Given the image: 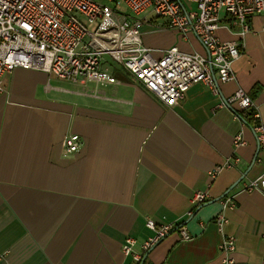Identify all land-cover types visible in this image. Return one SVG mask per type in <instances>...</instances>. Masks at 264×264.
Masks as SVG:
<instances>
[{
  "label": "crops",
  "instance_id": "1",
  "mask_svg": "<svg viewBox=\"0 0 264 264\" xmlns=\"http://www.w3.org/2000/svg\"><path fill=\"white\" fill-rule=\"evenodd\" d=\"M143 27L144 46L205 56L196 37ZM234 81L217 96L197 84L177 107L162 105L113 65L116 85L72 84L15 69L0 94V264H130L126 238L172 230L143 264H221L223 237H234L235 261L264 264V193L245 186L264 174L257 135L220 102L238 89L252 98L264 126V15L247 19ZM162 22L160 23V25ZM222 41L236 40L221 14ZM152 47V48H151ZM241 135L242 145L235 147ZM78 136L67 153L65 137ZM258 149V150H257ZM227 159L234 167L210 174ZM209 200L191 216L190 200ZM227 224L218 232L220 201ZM183 228L187 239L179 229Z\"/></svg>",
  "mask_w": 264,
  "mask_h": 264
},
{
  "label": "built area",
  "instance_id": "2",
  "mask_svg": "<svg viewBox=\"0 0 264 264\" xmlns=\"http://www.w3.org/2000/svg\"><path fill=\"white\" fill-rule=\"evenodd\" d=\"M123 7L127 12H120ZM221 14L227 30L238 28L236 40L222 41ZM161 20V28L182 36L192 33L206 55L184 53L177 48L156 51L144 46L142 29L151 19ZM264 15V0H0V94L3 78L15 69L39 71L72 84L116 85L113 65L121 68L162 105L174 108L193 85L200 84L217 96L219 86L234 81L233 64L243 54V39L249 33L247 19ZM232 108L236 114L253 109L252 100L238 89L222 100L218 108ZM253 118L259 120L255 111ZM258 149L264 150V126L251 128ZM241 135L234 140L242 145ZM78 136L65 137L67 153L77 151ZM237 159H227L210 177L234 167ZM244 191L264 193V174L250 181ZM209 200L207 190L197 191L190 200L188 216ZM228 200L214 222L222 234L227 219ZM153 233L138 243L126 238L121 253L130 264H143L148 252L172 230L146 220ZM183 239L187 235L179 229ZM221 264L235 261L234 237H223L218 247Z\"/></svg>",
  "mask_w": 264,
  "mask_h": 264
},
{
  "label": "trees",
  "instance_id": "3",
  "mask_svg": "<svg viewBox=\"0 0 264 264\" xmlns=\"http://www.w3.org/2000/svg\"><path fill=\"white\" fill-rule=\"evenodd\" d=\"M250 99L252 100V98H250ZM252 102H253V100H252ZM254 113H255V110L253 108L251 110H248V111H245V112L236 114V115H237V117H239L240 119H242L244 121V123L249 128H252V127H254L255 125L258 124V121L253 118Z\"/></svg>",
  "mask_w": 264,
  "mask_h": 264
},
{
  "label": "rangeland",
  "instance_id": "4",
  "mask_svg": "<svg viewBox=\"0 0 264 264\" xmlns=\"http://www.w3.org/2000/svg\"><path fill=\"white\" fill-rule=\"evenodd\" d=\"M99 1V0H98ZM100 1H102V0H100ZM120 12H127V10L125 9V8H123V7H121L120 8ZM149 19H153L152 18V16L150 15L149 16ZM159 22H158V25H157V27H160V23L162 22L161 20H158ZM145 28V27H144ZM143 33H144V31L142 30V40H143V42H145V40H144V38H143ZM145 44V43H144ZM150 48V47H149ZM152 48V47H151ZM152 49H154V50H156V51H159V50H157V48H155V47H153Z\"/></svg>",
  "mask_w": 264,
  "mask_h": 264
},
{
  "label": "water",
  "instance_id": "5",
  "mask_svg": "<svg viewBox=\"0 0 264 264\" xmlns=\"http://www.w3.org/2000/svg\"><path fill=\"white\" fill-rule=\"evenodd\" d=\"M258 150V149H257Z\"/></svg>",
  "mask_w": 264,
  "mask_h": 264
}]
</instances>
